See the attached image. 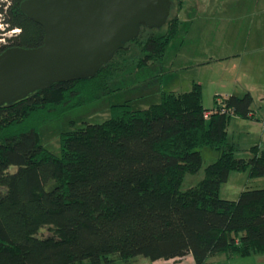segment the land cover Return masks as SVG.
<instances>
[{
	"label": "trees",
	"instance_id": "1",
	"mask_svg": "<svg viewBox=\"0 0 264 264\" xmlns=\"http://www.w3.org/2000/svg\"><path fill=\"white\" fill-rule=\"evenodd\" d=\"M23 1L0 0V35L15 31L2 39L0 54L43 43L42 28L19 11ZM170 1L177 9L182 3ZM180 25L169 15L160 29L140 28L94 77L0 107V264L187 256L207 264L218 256L264 254V189L243 190L235 201L218 196L230 172L264 177V154L253 146L247 159H236L238 147L226 134L232 117H252L248 93L214 99L215 107L205 110L198 85L186 93L161 92L146 109L112 105L101 123L60 133L58 155L39 142L42 126L116 92L125 66L162 63ZM201 148L215 152L216 160L196 186L181 191L184 175L201 168Z\"/></svg>",
	"mask_w": 264,
	"mask_h": 264
},
{
	"label": "rangeland",
	"instance_id": "2",
	"mask_svg": "<svg viewBox=\"0 0 264 264\" xmlns=\"http://www.w3.org/2000/svg\"><path fill=\"white\" fill-rule=\"evenodd\" d=\"M255 1L182 0L179 9L173 2L169 15L177 16L181 25L165 51L162 63L139 70L125 66L113 84L116 92L73 109L61 119L42 126L39 130L41 146L58 155L60 133L81 128L83 123H101L109 117L110 106L127 102L132 110H143L158 102L161 92L186 93L193 85L200 88L201 105L205 110L213 109L214 99L221 100L225 94L241 97L249 92L251 110L259 121H263L264 68L251 67V49L244 42L240 43L241 37H245V33L257 24L259 14L264 13L259 9L261 5H256ZM2 31L3 25L0 23V33ZM12 33L1 34L0 43ZM229 52H238L239 56L226 58ZM251 121L231 118L227 124V138L238 147L234 153L236 159H247L250 156L249 148L260 141V127ZM199 153L201 168L194 175H184L181 191L196 186L203 179L205 167L216 160V153L207 148L199 149ZM256 189H264V177L249 179L246 171L230 172L227 181L220 185L218 196L221 200L235 201L241 191ZM39 235L47 236V231L41 230ZM256 256L235 258L230 264H258ZM258 256L264 257V254ZM129 264L154 262L137 257ZM260 264H264V261Z\"/></svg>",
	"mask_w": 264,
	"mask_h": 264
},
{
	"label": "water",
	"instance_id": "3",
	"mask_svg": "<svg viewBox=\"0 0 264 264\" xmlns=\"http://www.w3.org/2000/svg\"><path fill=\"white\" fill-rule=\"evenodd\" d=\"M170 0H25L21 14L43 30L35 49L0 54V107L63 82L86 80L140 28L160 29Z\"/></svg>",
	"mask_w": 264,
	"mask_h": 264
},
{
	"label": "crops",
	"instance_id": "4",
	"mask_svg": "<svg viewBox=\"0 0 264 264\" xmlns=\"http://www.w3.org/2000/svg\"><path fill=\"white\" fill-rule=\"evenodd\" d=\"M256 5H261V7H259L260 11L264 12V0H256L254 2ZM259 18L256 19V23L255 25H253L254 27L252 28V30H249L248 33H245V37H241V41L240 43L244 42V44L246 45V47H249L250 50V61L251 63H253V65H251V67L259 69V68H264V13H260L259 14ZM239 44V43H238ZM247 48V49H249ZM246 51V49H245ZM230 54H226V58H229L231 55H236L237 57L239 56L238 52H229ZM245 53V52H244ZM261 87V85L259 86ZM234 93V92H233ZM248 93L249 92H245ZM244 93V94H245ZM250 95V94H249ZM228 96H235L233 94H225L224 98L228 97ZM264 98V97H263ZM234 120H240L237 119L236 117H232ZM247 120H252V124L257 126L258 128L260 127L261 130V135H260V141L256 143H254L251 147L256 146L258 151L261 152L262 154H264V120L263 121H259L254 112H252V117L250 119ZM256 121V122H254ZM261 122V123H259ZM249 128L251 129V125L249 126ZM250 257V256H249ZM246 257V258H249ZM264 257H260V256H256V262L258 264H260L263 260ZM235 260V258L232 259H226L223 256H218V257H214L212 258L207 264H230L231 262H233ZM193 264V260L190 256H187L185 258H183L182 260L179 261H156L154 262V264ZM129 264V263H127Z\"/></svg>",
	"mask_w": 264,
	"mask_h": 264
},
{
	"label": "built area",
	"instance_id": "5",
	"mask_svg": "<svg viewBox=\"0 0 264 264\" xmlns=\"http://www.w3.org/2000/svg\"><path fill=\"white\" fill-rule=\"evenodd\" d=\"M12 32H15V31H12ZM12 32H11V33H12ZM207 115H208V114L206 113V114L204 115V117L206 118V117H207Z\"/></svg>",
	"mask_w": 264,
	"mask_h": 264
}]
</instances>
